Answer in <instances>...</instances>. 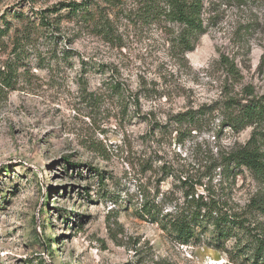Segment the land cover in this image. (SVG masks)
Masks as SVG:
<instances>
[{
    "label": "rangeland",
    "instance_id": "374dc122",
    "mask_svg": "<svg viewBox=\"0 0 264 264\" xmlns=\"http://www.w3.org/2000/svg\"><path fill=\"white\" fill-rule=\"evenodd\" d=\"M201 3L185 52L164 0H0V264H251L242 231L163 227L193 195L264 238V179L221 165L255 128L222 103L264 96V0Z\"/></svg>",
    "mask_w": 264,
    "mask_h": 264
},
{
    "label": "trees",
    "instance_id": "16d2710c",
    "mask_svg": "<svg viewBox=\"0 0 264 264\" xmlns=\"http://www.w3.org/2000/svg\"><path fill=\"white\" fill-rule=\"evenodd\" d=\"M164 1L167 5V9L163 12L164 16L180 26L176 39L178 45L182 46L185 52L193 50L198 38L205 31L203 20L200 17L201 0ZM59 5L67 6L68 13L76 14L78 9H83L86 6V3L79 4L71 1L61 2ZM15 17L22 18L23 15H16ZM38 18L41 26H51L46 20L44 11L39 12ZM29 31L28 29L27 33H23L24 36H22L26 41ZM0 35H3L1 29ZM222 104L225 114L221 124L235 131L249 125L255 126L251 136L242 146L222 158V171L226 176H235L240 168H245L255 177L264 179V134L257 130V127L264 124V96L245 98L244 102L229 98ZM197 113L198 111L180 113L176 116V120L193 124L197 121ZM141 213L156 214L157 210L143 206ZM247 223L245 218L220 207L212 200L204 201L201 196L194 198L192 195L187 208L180 210L174 216H170L163 227L168 228L181 244H186L191 240L194 242L200 240L205 229L211 225V236L219 243V246H215L216 248L224 247V243L230 235H237L236 231H242L253 244L249 246L246 244L247 242L241 243L238 239L235 242L237 250L248 248L251 253L249 257L251 264H264V238L260 234L253 233L252 228Z\"/></svg>",
    "mask_w": 264,
    "mask_h": 264
}]
</instances>
